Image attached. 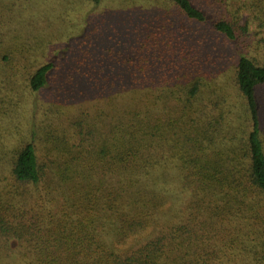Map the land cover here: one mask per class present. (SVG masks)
Listing matches in <instances>:
<instances>
[{
  "label": "trees",
  "instance_id": "1",
  "mask_svg": "<svg viewBox=\"0 0 264 264\" xmlns=\"http://www.w3.org/2000/svg\"><path fill=\"white\" fill-rule=\"evenodd\" d=\"M122 2L0 36V264H264V0Z\"/></svg>",
  "mask_w": 264,
  "mask_h": 264
},
{
  "label": "rangeland",
  "instance_id": "2",
  "mask_svg": "<svg viewBox=\"0 0 264 264\" xmlns=\"http://www.w3.org/2000/svg\"><path fill=\"white\" fill-rule=\"evenodd\" d=\"M122 1L108 0L99 5H88L85 0H0V36L8 40L22 35L47 39L67 33H73L72 38L86 34L85 45L96 52L90 54L92 59L73 56L71 63L83 61L81 66L85 70L91 69L94 63L96 66L95 60L105 62L106 55L99 53L116 36L107 26L116 23V13L122 7ZM149 7L162 10L161 6ZM46 92L47 89L43 94ZM38 98L37 94L34 101Z\"/></svg>",
  "mask_w": 264,
  "mask_h": 264
}]
</instances>
